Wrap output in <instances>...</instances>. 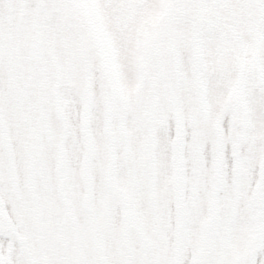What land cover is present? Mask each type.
Here are the masks:
<instances>
[{
    "label": "snow or ice",
    "instance_id": "1",
    "mask_svg": "<svg viewBox=\"0 0 264 264\" xmlns=\"http://www.w3.org/2000/svg\"><path fill=\"white\" fill-rule=\"evenodd\" d=\"M0 264H264V0H0Z\"/></svg>",
    "mask_w": 264,
    "mask_h": 264
}]
</instances>
